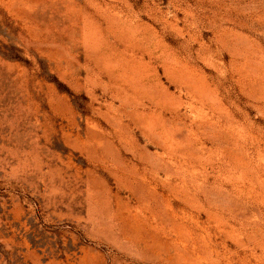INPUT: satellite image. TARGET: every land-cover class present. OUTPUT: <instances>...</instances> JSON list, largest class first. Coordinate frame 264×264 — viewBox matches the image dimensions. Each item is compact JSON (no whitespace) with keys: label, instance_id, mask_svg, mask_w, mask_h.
I'll use <instances>...</instances> for the list:
<instances>
[{"label":"rangeland","instance_id":"374dc122","mask_svg":"<svg viewBox=\"0 0 264 264\" xmlns=\"http://www.w3.org/2000/svg\"><path fill=\"white\" fill-rule=\"evenodd\" d=\"M0 264H264V0H0Z\"/></svg>","mask_w":264,"mask_h":264}]
</instances>
